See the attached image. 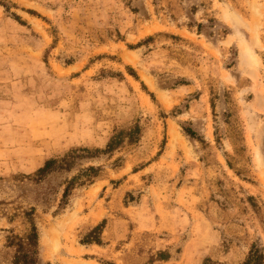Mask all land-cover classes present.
Here are the masks:
<instances>
[{
	"label": "rangeland",
	"instance_id": "1",
	"mask_svg": "<svg viewBox=\"0 0 264 264\" xmlns=\"http://www.w3.org/2000/svg\"><path fill=\"white\" fill-rule=\"evenodd\" d=\"M31 225L37 264H264V0H0V264Z\"/></svg>",
	"mask_w": 264,
	"mask_h": 264
},
{
	"label": "trees",
	"instance_id": "2",
	"mask_svg": "<svg viewBox=\"0 0 264 264\" xmlns=\"http://www.w3.org/2000/svg\"><path fill=\"white\" fill-rule=\"evenodd\" d=\"M14 19L18 22L20 21L17 16H14ZM128 70L130 71V74L135 79H137L134 72L130 68ZM184 131L190 137L194 136V133L190 129H184ZM120 134L121 132H118L112 135L108 141L106 149L102 152H104L105 154L113 152L114 149L116 148V145L119 142ZM163 144H165V141H163ZM78 152H88V150L86 148L70 150V162L67 161L66 158H63L60 160H57L55 158H49L44 162L42 167L37 169V171L34 173V176L37 178L38 181H41L48 174L54 171L67 170L71 168L72 160L75 158V153H78ZM94 171H96L94 167H88L84 171V173L85 175L89 177L90 174L93 173ZM90 182L91 181H89V183ZM70 185H71V182H70ZM67 193H68V187L64 189L63 198L67 196ZM104 225H105V221L102 220L98 225H96L93 228L91 233L92 234L95 232L100 233ZM92 242L95 244H100V238H98L97 236H94V238H92ZM7 246L14 248V255H13L11 264H37V261H38V232H37L35 225H31L28 234L24 238H20L15 235L8 236ZM257 258H259V256L256 255V251H254V253L253 251H251L248 261L251 259H257Z\"/></svg>",
	"mask_w": 264,
	"mask_h": 264
},
{
	"label": "crops",
	"instance_id": "3",
	"mask_svg": "<svg viewBox=\"0 0 264 264\" xmlns=\"http://www.w3.org/2000/svg\"><path fill=\"white\" fill-rule=\"evenodd\" d=\"M66 103H69L68 99H67ZM48 105H49L48 103H43L37 109V111L40 114L45 115L43 117L44 119L46 117H48V116H46L48 114L56 115V113H54V111H52V109H50V107H48ZM44 127H47V125H45V121H44ZM69 127L70 126L68 125V121L65 120L63 125H62V132H63L64 136L70 137V128ZM47 137H48L47 134H43L42 135L43 139H46ZM40 140H42V139L40 138ZM46 143H47L46 141L45 142H41L40 145L42 147H44L46 149H50L52 151H59V149H57L54 146H52V143H50V144L49 143L46 144ZM66 147H68V146L65 145V146H63L62 149L66 148ZM44 148H42V149L39 148L38 149V151L40 150V154L43 153ZM182 217H183V213H182L181 210L178 209V212H177V214H175V218L173 219L174 220L173 222H158V223L154 222L155 226L158 224V227L154 228L156 232H159V231L167 232V233H170V235H171V237L169 236V239H168V236L156 237L155 238V240H156L155 242L156 243H160V245L156 247L157 250H163L164 251L165 249H167L166 248L167 244L172 245L173 242H176V241L180 240L181 238H184L183 233L186 231L187 227L190 225V222H181ZM167 221H169V220L167 219ZM212 230H213V228L211 227V232H212ZM209 231H210V226L208 227V230H207V234H206L207 237L210 236L211 232H209ZM199 241H200V239H199L198 236H196L195 233L191 234L189 239L186 241L187 245L182 249V254L185 255V256L187 254H189L190 257H192L194 260H196L199 255H201L202 253L207 252V249L204 248L205 247V243L202 244V243H199ZM168 263L166 262V264H168ZM155 264H159V262H156Z\"/></svg>",
	"mask_w": 264,
	"mask_h": 264
}]
</instances>
